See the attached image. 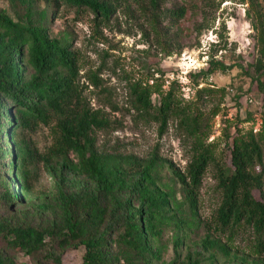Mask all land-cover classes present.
Here are the masks:
<instances>
[{
  "label": "trees",
  "instance_id": "trees-1",
  "mask_svg": "<svg viewBox=\"0 0 264 264\" xmlns=\"http://www.w3.org/2000/svg\"><path fill=\"white\" fill-rule=\"evenodd\" d=\"M0 1L12 12L0 10V143L4 138L10 144L8 168L16 188L0 179V201L8 206L23 203L31 197L40 165L60 166L57 217L50 226H23L0 216V238L7 246L0 249V264H17L12 253L31 257L42 253L35 264H65L64 254L79 248L85 251L82 264H175L183 252L181 264H217L219 258L226 264H264L261 258L233 252L227 243L241 231H249L257 254L264 253V97L257 134L241 135L236 129L229 135V165L218 163L201 146L194 150L185 173L156 155L142 159L102 149L97 138L111 120L90 104L72 40L52 36L50 26L64 7L87 10L108 21L114 13L112 4L106 0ZM250 1L255 12L252 26L260 33L264 56V0ZM148 4L142 10L153 33L164 44L170 42V31L160 28L166 16L162 0ZM183 10H172L170 18H182ZM158 46L166 56L172 54L167 45ZM220 68L224 66L213 60L198 74L210 75ZM255 69L264 74L262 61ZM171 85L166 93H157V104L151 92L134 88L138 117L154 119L163 135L170 118L177 116L192 136L199 129L198 118L181 108L174 90L177 81ZM42 126L53 127L55 135L54 147L45 152L31 138ZM70 153L77 155V163L69 159ZM7 155L0 146V162ZM211 165L216 168L221 203L213 221L207 222L200 214V198ZM65 171L71 178L65 177ZM66 186L70 191H65ZM167 235L175 252L169 263L164 261Z\"/></svg>",
  "mask_w": 264,
  "mask_h": 264
},
{
  "label": "rangeland",
  "instance_id": "rangeland-1",
  "mask_svg": "<svg viewBox=\"0 0 264 264\" xmlns=\"http://www.w3.org/2000/svg\"><path fill=\"white\" fill-rule=\"evenodd\" d=\"M106 1L114 7L108 21L99 20L87 10L64 7L50 26L52 36H68L72 40V48L79 55L81 84L88 87L86 95L90 104L94 109L103 110L111 120L110 127L98 135L100 148L142 159L156 155L185 173L194 150L201 146L208 148L218 163L229 165V135L236 129L241 135L251 131L257 134L262 121L264 74L261 75L262 69L257 72L255 65L262 61L264 66V56L260 55V33L252 26L255 12L251 1L162 0L166 16L160 28L168 29L172 38L166 44L153 33L148 16L142 10L149 5V0ZM178 8L184 9V16L171 19L169 14ZM0 10L12 15L9 5L3 1H0ZM158 45H167L172 54L166 56ZM213 60L224 69L210 75L198 74L206 71ZM190 69L197 73L189 77L195 97L187 101L180 91L177 76ZM94 79L96 85L92 84ZM176 81L175 96L181 108L194 114L200 123L192 136L184 131L177 116L170 118L165 134L161 135L159 124L152 118H139L135 108L134 88L151 92L157 104V93H166ZM200 91L203 92L200 94ZM31 138L41 152L55 144L53 127L42 126ZM0 144L8 154L0 162V179L12 182L14 190L15 180L8 168L12 160L10 144L4 138ZM69 159L78 162L74 153L69 154ZM59 168L57 164L47 168L40 165L33 178L31 197L16 206L0 201V216L23 226H50L57 217L55 198ZM63 173L71 178L66 171ZM164 174L168 171L164 170ZM215 175L216 168L211 165L203 178L200 214L207 222L213 221L221 203ZM64 189L70 191L67 186ZM1 192L0 186V195ZM170 237H165L166 263L175 259ZM227 243L239 255L264 261V253L257 254L249 231H241ZM0 249H7L1 238ZM12 254L17 264H35L42 259V253L33 257ZM84 254L83 248L72 250L64 254L63 261L82 264ZM185 255L183 252L180 263L175 264H181ZM217 264L226 262L219 258Z\"/></svg>",
  "mask_w": 264,
  "mask_h": 264
},
{
  "label": "built area",
  "instance_id": "built-area-1",
  "mask_svg": "<svg viewBox=\"0 0 264 264\" xmlns=\"http://www.w3.org/2000/svg\"><path fill=\"white\" fill-rule=\"evenodd\" d=\"M194 72H196V71H194V69H190L188 71L185 70V71H182L179 76H177V78L179 80L180 91L182 93L183 98L187 101H190L195 97L194 86L189 81L190 75ZM261 124H262V122L260 121V123L258 124V128H257L256 132H258L260 130Z\"/></svg>",
  "mask_w": 264,
  "mask_h": 264
}]
</instances>
